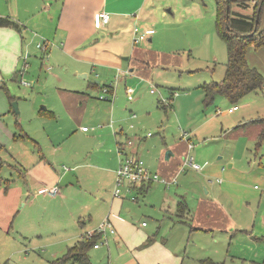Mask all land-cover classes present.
Masks as SVG:
<instances>
[{
  "label": "rangeland",
  "instance_id": "obj_1",
  "mask_svg": "<svg viewBox=\"0 0 264 264\" xmlns=\"http://www.w3.org/2000/svg\"><path fill=\"white\" fill-rule=\"evenodd\" d=\"M176 4L182 7V14L178 11H175L173 16L166 13L169 23L162 29L164 35L172 36L177 41L169 44L164 38L161 43L170 49L179 48L174 49L172 54L182 56V65H164L161 60H157L159 63L152 67L156 68V76L152 78L151 87L148 84L147 87L143 86V82L138 80V99L136 98L132 106L126 107V110L130 108L136 113L134 131L141 136L150 132L151 136L145 138L140 147L148 151L151 158L163 164L173 163L174 157L165 158V153L170 149L163 151V148L172 142H180L182 136H188L194 147L189 155L201 171L182 165L181 176L171 186L165 187L155 181L143 195L138 194L136 189L126 193L125 189L121 188V196L125 202L131 204V210L135 209L138 223L144 221L150 225L159 221L161 231L156 238L160 237L173 243L177 248L174 240L180 236V232H175L176 229L169 225V218H163L165 212L160 210L162 194L154 189L175 192V188H182L180 192L189 208L186 222L178 226L182 229V264H198V260L207 258L223 264H253L252 260H262L264 242L249 240L243 231L238 230L264 235V198L261 200L264 193V142L256 149L260 125H240L250 118L264 116V88L249 93L235 103L225 97L216 96L212 103L205 104L200 85L205 82H219L224 76L227 61L226 45L215 29L216 3L215 0H160L156 4L158 8L155 16L163 20L164 17L160 16L161 10H168ZM261 23L264 25V8ZM133 27L131 23L130 34ZM135 45L138 47L139 42ZM248 50L250 62L259 71H264V46L259 49L250 46ZM42 53L41 51V55ZM35 56L39 57L38 54L32 55ZM43 56L35 71L31 68V60L27 59L16 73H1L0 188L3 189L6 181L4 177L9 180L17 178L14 171L16 163L9 159L7 153L11 151L17 156L33 152L38 154L39 146L32 140L19 139L26 134L41 142L42 139L48 140V135L56 138V147L60 145L61 150L54 158H50L55 168H63L62 164L71 168V160L75 158L80 162L89 159L96 162L98 156L102 155L95 149L86 152L87 146L90 148L92 145L85 141L81 126L89 128L85 134L92 135L94 129L89 120L92 117L90 113L83 116V122L78 125L71 117L66 116L62 109H58L54 116L47 115L41 109L43 107L47 111L51 110V106L58 100V89L65 88L69 78H72L61 76L55 79L50 74L59 67L48 70L49 65L45 55ZM89 79L92 81V76ZM22 82H28L31 86H25ZM150 89H154V94H150ZM100 93L91 89V102H100L97 99ZM13 103L17 105L18 114H15L11 107ZM127 105L131 104L125 103L124 99L116 114H121L123 109H120ZM233 105H237L239 109L228 114L227 108ZM93 109L94 107L89 108V112ZM129 115L127 111V115H124L125 121L120 122L124 132L128 125L131 127ZM112 117L114 129H117L118 120L113 114ZM105 120H108V117ZM256 127L258 131L255 130ZM184 149L182 140V156ZM43 150H50L48 143L44 144ZM68 154L73 157H68ZM82 172L85 181L83 188L79 185L67 186V189L59 187L60 192L67 191L64 192L65 197L51 203L42 198L32 200L33 188L29 189L31 195L20 199L15 195V186H12L10 201L3 199L0 193V264H49L56 258L52 255L54 247L48 243L62 238L63 234L66 235L72 230L78 232L80 227L76 214L81 212L85 205L90 204L92 210L97 208L100 201L95 202L94 197L103 199L105 193H111L113 196L114 180L110 184L103 183L99 172L88 168H83ZM158 177L162 178L161 175ZM176 184L177 186H173ZM255 185L258 189H255ZM84 189L86 191H83ZM200 197L209 201H204L199 212L207 207L217 206L211 199L223 206L231 222V226L227 228L228 234L221 229H213V232L195 229L194 222L197 220L194 212ZM43 203L46 206H43ZM72 213L73 217L69 215ZM231 230L235 233L232 238L229 234ZM110 238L112 237L108 236L107 245L98 240L101 245L99 250H94L93 247L89 249L87 255L91 264H108L109 254L106 247L110 245ZM65 244L62 243L59 249L61 251L56 253L60 257L68 249L64 247ZM128 258L129 256L124 254L117 258L115 264H123Z\"/></svg>",
  "mask_w": 264,
  "mask_h": 264
},
{
  "label": "crops",
  "instance_id": "obj_2",
  "mask_svg": "<svg viewBox=\"0 0 264 264\" xmlns=\"http://www.w3.org/2000/svg\"><path fill=\"white\" fill-rule=\"evenodd\" d=\"M159 1L0 0V17L7 18L18 26V29L13 26H0V77L2 76L1 73H16L27 59L31 60V68L35 71L38 68V62H42L43 55H45V60L50 66L49 69V66H47L48 70L51 71L53 67H59V69H56L50 75L55 79H59L61 76L72 77L67 81L68 84L65 88L58 89V100L51 106V110H48L49 116H54L58 109H62L66 116L71 117L79 125L83 122V116L90 113L92 117L89 120H91V127L94 129L92 135L85 134L89 128L87 130L81 129L85 141L92 145L90 148L87 146L86 152L88 153L92 149H95L102 154L98 156L99 159L96 162H92L91 159L80 162L75 158L71 160V163H73L71 164V168L63 164V168H55L50 158H54L59 153V150H61L60 145L56 147V138L48 135V140L42 139L41 142L35 141L31 136L26 134L19 139L23 140L27 138L32 140L36 146H39V149H37L38 154L33 152V154L27 155L25 153V155L17 156V154L11 151L7 153L9 159L14 160L16 163L14 171L17 173V178H11L10 180H13L11 182L8 177H4L6 179L4 189L0 188L3 199L10 201L12 198L10 195L13 194L11 190L13 189L15 195L20 199L25 196L28 197L31 195L29 189L33 188L32 200L42 198L47 203L54 202L53 200L65 197L64 192L66 193L67 191L62 190L60 192L58 189L57 193L51 194L48 192V189L51 187H64L67 189V186L76 185L83 188L85 185L83 168L99 172L103 183L110 184L113 180L115 181L116 169L119 165V157L116 150L119 143L123 144L128 154L140 157L149 171L161 175L162 178L166 180L175 179L177 181L181 176L184 159L194 148L188 140V136L187 138L184 137L185 139L182 136L183 139L181 138L180 142H172L163 148V151L164 149H170L168 157L165 155L166 159L175 158H173V163L163 164L159 160L151 158L148 151L140 147L141 142L145 138L150 137L151 134L148 132L145 136H141L137 131H134L133 124L137 121L136 113L132 112L130 108L126 110V107L132 106L136 98L138 99V80L143 82V86L147 87L148 84L151 87L152 78L156 76V68L153 69L152 67L159 63L157 60H161L164 65L172 63L182 65V56L172 54V51L179 48L170 49L161 43L164 42V38H166L169 44H171L170 42L177 41L172 36L167 37L164 35L162 27L169 23L166 19V13L173 16L174 12L178 11L182 14V7L176 4L168 10H161L160 16L164 18L163 20L161 18L158 19L155 13L158 8L156 4ZM100 11L107 12L109 16L106 24H102L97 16ZM131 23L141 31L145 29L154 30L150 36L141 40V43L139 42L138 47H136V43L133 41L134 27L131 30V34L129 32ZM146 39L147 41L145 42ZM40 42L45 43L47 46L45 51L37 47V44ZM41 51L43 52L42 55ZM36 54L39 57H32V55ZM246 60L249 66L255 68V65L250 62L249 50L246 53ZM260 71L261 75H263L264 71ZM91 76L96 81H91L89 79ZM204 84L206 82L200 85L202 91ZM102 86H108L112 96L110 94V98L103 100L98 97L97 99L100 102H91L90 90L96 89L100 93ZM149 92L150 94H154L155 91L151 92L150 89ZM175 94L176 91L173 92V95ZM124 99L125 103L127 102L131 105H127L125 108L123 106L120 109H123L121 114H116ZM210 103L205 104L208 105ZM88 106L89 108L94 107L93 111L89 112ZM238 109L237 106L236 110L227 113L232 114ZM127 111L130 113L128 119L131 120V127L128 125V128L124 132L120 122L125 121L124 115H127ZM112 114L118 120L116 123L117 129H114ZM107 117L108 120H105ZM263 118L264 116L250 118L240 126L260 125L259 137L264 127V122H261ZM83 127L86 126L82 125L81 128ZM258 128L256 127L255 130L258 131ZM114 131H117V133H114ZM127 140L131 142L128 145L126 144ZM182 140L185 146L184 156H182ZM47 143L50 146V150L46 151L43 148L44 144L46 145ZM189 143L192 145L190 148ZM259 146L256 145V149ZM75 153L78 154V151ZM70 156L68 154V157ZM65 170L71 171L70 173L74 176L76 183L61 187L58 185V182ZM193 170L201 171L200 167ZM222 172H224V169ZM218 182L220 183V180ZM151 185L152 182L134 186L132 189H136L138 194L143 195L149 190ZM12 186L15 187L11 189ZM173 186H177V184ZM181 189L177 187L175 188V192L162 191L160 188L154 189L155 191H161L162 194L160 210H164L165 212L163 218H169V225L176 229L175 232H180V240L179 237H176L174 240V243L178 245L177 248L173 243H169L160 237L159 239L156 238L161 231L159 221H155V223L150 225H143L144 221L138 223L135 209L131 210V204L125 202L123 196L113 197L111 193H105L103 199L97 198V196L94 197L96 199L95 202L100 201L97 208L92 210L90 204L85 205L81 208V212L76 214L80 227L78 232L72 230L66 235L63 234L62 238H57L55 241L48 243L51 244L49 246L54 247L53 257H60L56 253L61 251L59 249L62 243H66L64 246L66 248L73 246L76 242L82 241L80 235L85 230L94 229L105 218H109L115 228V233L108 235L112 237L110 238V245L106 247L109 254L108 264H115L117 258L124 254L128 255L129 258L123 264H182V250L180 248L182 246V229L178 226H182V222H186L189 208L182 197ZM255 189H258L257 185H255ZM83 191L86 190L84 189ZM263 198L264 193L261 196V200ZM182 200L186 203L185 212L178 210V203ZM211 200L217 206L207 207L199 212L204 201L209 200L203 197L198 199L197 208L194 212L195 219L197 220L194 222V227L205 232L221 229L228 234L227 228L231 226V222L225 214V209L218 201ZM262 204L264 206V202ZM43 206H46V204L43 203ZM69 215L73 217L74 214ZM238 231H243L249 240L259 243L264 242L263 234L257 235L250 231ZM229 234L232 238L235 233L231 230ZM100 248L101 245L93 249L99 250ZM263 261L264 255L261 261L252 260L253 264ZM198 262V264H223L212 261L209 258L200 259Z\"/></svg>",
  "mask_w": 264,
  "mask_h": 264
},
{
  "label": "trees",
  "instance_id": "obj_3",
  "mask_svg": "<svg viewBox=\"0 0 264 264\" xmlns=\"http://www.w3.org/2000/svg\"><path fill=\"white\" fill-rule=\"evenodd\" d=\"M215 3V29L226 45L227 61L223 79L202 86L204 102L210 103L216 96H222L235 103L249 93L264 88V76L256 68L249 66L246 60V53L250 46H254L256 49L264 46V26L261 25L264 0H215ZM258 9H260L259 20L254 31ZM0 26H13L18 29L15 22L1 17ZM252 32L253 34H251ZM11 107L14 110L12 105ZM42 110L50 115L46 109ZM261 122H264V118ZM263 142L264 127L258 137L257 145L259 146ZM178 210L186 211L185 201L182 200L178 203ZM98 238L95 236L91 240L76 242L67 249L65 254L50 261L49 264H91L87 253ZM258 264H264V261L258 262Z\"/></svg>",
  "mask_w": 264,
  "mask_h": 264
},
{
  "label": "built area",
  "instance_id": "obj_4",
  "mask_svg": "<svg viewBox=\"0 0 264 264\" xmlns=\"http://www.w3.org/2000/svg\"><path fill=\"white\" fill-rule=\"evenodd\" d=\"M98 18L101 20L102 24H106L109 20V16L107 12L100 11L97 14ZM154 32L153 29H145L141 31L138 27H134V43H138L141 40L145 39L146 37L150 36ZM37 47H39L42 50H46L47 46L45 43L40 42L37 44ZM50 67H48L49 69ZM25 86H30L31 84L28 82H22ZM151 92H154V89H151ZM111 92L108 86H102L101 93L99 94L100 99H108ZM112 96V94H111ZM237 109V105H233L232 107L228 108L226 112L230 113ZM83 130H87V127H83ZM114 133H117V131H114ZM130 140L126 141V144H130ZM192 145L189 143V148ZM117 153L119 157V165L116 169V178L113 188V196L114 197H121V188L125 189L126 193H130L131 189L134 186H140L142 184H147L150 182H159L163 184L165 187H169L172 184L176 182L175 179L172 180H166L165 178H159L158 174L153 173L148 170V168L145 166L144 161L135 155L128 154L125 150V147L123 144L119 143L117 146ZM183 165H187L193 169H198L199 166L193 162V158L190 155H187L184 159ZM46 190V189H43ZM48 192L51 194H55L58 192L57 187H51L48 189ZM135 198H132L134 200ZM145 225V223H143ZM115 228L112 224V222L109 220V218H105L102 222H100L94 229L85 231L80 235V239L82 241H87L93 239L95 236H98L99 238L97 241L93 244V248H97L100 246L98 243V240H102V243H107L108 235L114 234ZM101 243V244H102Z\"/></svg>",
  "mask_w": 264,
  "mask_h": 264
},
{
  "label": "water",
  "instance_id": "obj_5",
  "mask_svg": "<svg viewBox=\"0 0 264 264\" xmlns=\"http://www.w3.org/2000/svg\"><path fill=\"white\" fill-rule=\"evenodd\" d=\"M229 10V6H228V4H227V11ZM259 10L260 9H258V13H257V15H256V18H255V26H254V31L256 30V28H257V24H258V20H259ZM227 27L229 28V26L227 25ZM251 34H253V32L251 33ZM13 107H14V111H15V113H19V111H18V108H17V105H16V103H13ZM170 153V151L168 152H166V157H168V154ZM76 183V181H75V179H74V176L70 173V171H65L62 175H61V177H60V179H59V182H58V185L59 186H65V185H67V184H75Z\"/></svg>",
  "mask_w": 264,
  "mask_h": 264
}]
</instances>
